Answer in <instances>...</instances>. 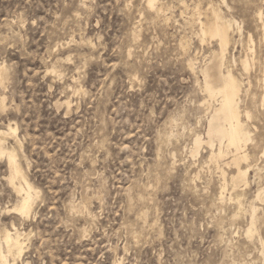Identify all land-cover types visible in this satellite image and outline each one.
Returning a JSON list of instances; mask_svg holds the SVG:
<instances>
[{
    "label": "rangeland",
    "instance_id": "1",
    "mask_svg": "<svg viewBox=\"0 0 264 264\" xmlns=\"http://www.w3.org/2000/svg\"><path fill=\"white\" fill-rule=\"evenodd\" d=\"M149 1L0 0V128L18 129L4 147L39 195L14 211L0 158V264L14 229L17 264H264V0ZM211 6L251 136L236 189L229 159L194 149L217 107L200 73L219 51L199 28Z\"/></svg>",
    "mask_w": 264,
    "mask_h": 264
},
{
    "label": "bare ground",
    "instance_id": "2",
    "mask_svg": "<svg viewBox=\"0 0 264 264\" xmlns=\"http://www.w3.org/2000/svg\"><path fill=\"white\" fill-rule=\"evenodd\" d=\"M148 4L151 8H155L156 0H151ZM209 9L211 10V18H208L205 23L200 21L199 28L202 35L200 36L205 38L206 35H209L212 39L216 40L219 51L217 53H213L209 64L206 67L204 66L205 68L201 69V72H199L204 78V93L206 92L209 96V101L207 100L206 103L208 104L212 100H215L217 102V107L213 109L211 115L209 116L208 132L206 135L207 140L203 139L201 136H197L194 141V149L198 150L199 147L208 145L213 150L211 151L212 162L219 163L229 159L230 161L228 160L229 162L226 163V166H233L237 170L235 176L231 178V185L234 189H236L241 185L246 186L248 183L247 176L250 170L247 168V170H244L245 168H242V164L249 159L246 147L251 141V136L242 119L243 113L239 107L241 102V93L243 91L242 84L235 78L232 71L229 70L226 74L222 71L226 65L227 54L231 45L233 29L232 24L226 19V17L222 16L220 10L215 9L213 6ZM161 10L162 9L159 11L162 12ZM243 62L244 69L247 70L249 64L247 61ZM190 66V68H195L192 62L190 63ZM4 69V67L0 68V87H3L4 83L7 82V80L5 81V76H3ZM0 103L1 107L4 108V99L1 96ZM68 103L66 104L68 105ZM1 107L0 109L3 110ZM17 131L18 129L13 128L11 125L5 129L0 128V158H6L8 160L7 162L10 173L8 182H10L11 187H13L19 194L23 193L24 195L23 198L21 197L22 199L20 198L21 201L15 207L14 211L26 218L30 215L34 200L39 195L36 189L26 178L17 160L16 152L4 147L8 136L17 138ZM217 145H219V147L215 151ZM229 156L231 159L228 158ZM222 175L225 178V188L223 189H226V174L224 171H222ZM261 197L262 194L260 193L257 196V199H262ZM256 212L257 209L254 207L252 223L247 231L249 236L255 235ZM22 235L23 234H21L17 229H14V233L12 231H6L5 246L7 251L6 254H4V252L1 253L2 264H17L16 259L13 261L9 259L10 256L12 257V255L16 254L18 256L17 260L23 256L25 244L23 245L21 241ZM1 237H3V235ZM2 248L3 245L1 249Z\"/></svg>",
    "mask_w": 264,
    "mask_h": 264
}]
</instances>
